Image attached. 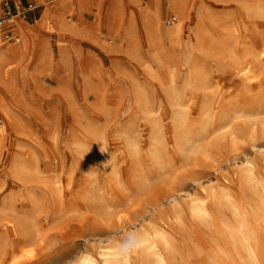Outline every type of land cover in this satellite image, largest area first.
Masks as SVG:
<instances>
[{
	"label": "rangeland",
	"instance_id": "1",
	"mask_svg": "<svg viewBox=\"0 0 264 264\" xmlns=\"http://www.w3.org/2000/svg\"><path fill=\"white\" fill-rule=\"evenodd\" d=\"M9 1L34 15L0 30V51L23 45L2 65L11 92L0 86V102L15 122L0 116V264H104L102 247L143 230L167 264H264V69L251 52L264 0H188L167 55L141 17L163 32L166 0ZM187 58L218 85L196 89ZM40 63L50 81L33 93ZM129 257L156 264L148 245Z\"/></svg>",
	"mask_w": 264,
	"mask_h": 264
},
{
	"label": "bare ground",
	"instance_id": "2",
	"mask_svg": "<svg viewBox=\"0 0 264 264\" xmlns=\"http://www.w3.org/2000/svg\"><path fill=\"white\" fill-rule=\"evenodd\" d=\"M188 4H189L188 0H166L167 8L174 14V16H172V18H170L167 21L166 28L163 32L160 29H158L156 17L154 14L141 15L142 24L144 25L146 36L149 39L150 43L154 44L155 46H160L161 45L160 41L162 40H165L168 43V50L167 51L161 50L160 53L162 55H167L172 53V51L176 48V46H179L181 44V39L184 33L183 27L185 23L181 22L180 16L183 15L185 19L186 17L188 18L191 15V11L188 7ZM200 14L201 13L199 12V10L196 11L197 17H199ZM204 14H208V13L205 12ZM48 15L49 13L47 11L43 12V19L42 18L41 19L43 20V24H46L48 30H50L53 29V24L47 19ZM41 23L42 21L39 22L40 25ZM57 25L61 30L72 29L71 26H67L63 22H60ZM91 27L94 28V26ZM17 29L20 32L21 28L19 26L15 28V30ZM201 31L202 29L201 30L198 29V32L196 30L195 35L197 38L199 36L201 37L200 35ZM112 34L113 33L111 32L110 37L113 36ZM204 34L207 35L205 30H204ZM1 36L2 33L0 31V38ZM82 37L89 38L90 34L89 33L83 34ZM107 42L111 43L112 41H107ZM17 43H19V41ZM22 52H23V45L20 44L10 45L6 49L0 51V86L6 88L7 92H11L7 84V80L8 78H10V76L7 70L2 71L3 69L2 65L6 61L7 57H10L11 61H16L20 57ZM188 52L189 54L191 53V51ZM251 52L256 54V59L259 61L261 67L264 69V39H261ZM188 57L191 56L189 55ZM47 65H48L47 63H40L39 65H37L34 71L29 75V80H27V82L29 88L31 89V91H33V93H35L36 90L42 89V87L45 86L50 81L49 80L50 74ZM186 65L190 68L193 74V78L196 83L194 87L196 89L207 87L208 85L211 84L218 85V81L213 79L211 75H207V72L202 71L201 67L193 59L187 58ZM237 72L241 73L242 77L245 78L246 80L255 79L256 71L253 67H247V65L241 63L240 67L237 68ZM162 73L164 74L166 73L167 75L166 85H169L171 83V79H170V75L168 74V70L162 69ZM48 89L49 87L47 88V90ZM5 93L3 95H5ZM171 104L180 107L176 94H174L171 100ZM0 105H1L0 116L2 117V119H5L7 123L10 122V124H13L15 122V118L12 109L8 106L2 105V102H0ZM2 126L3 127L2 128L0 127V129H4L3 123ZM3 133L4 131L0 130V143H2L4 140L3 136H1ZM252 169L253 167L251 165L247 166L246 172L249 176L252 174ZM145 245H148V248L151 249L152 256L155 257L156 264H167V259L164 256V253L161 251V249L158 247L156 243L150 240V235L146 230H143L141 234L133 233L129 231L127 233V238L125 243L116 242L114 244L106 245L105 247H102L100 249L99 256L102 258L104 264H112V263L119 264L120 262H122L123 264H129L128 263L130 260L129 255L131 251L134 252ZM119 259H121V261ZM77 264H95V260L91 256L83 255L79 258Z\"/></svg>",
	"mask_w": 264,
	"mask_h": 264
},
{
	"label": "built area",
	"instance_id": "3",
	"mask_svg": "<svg viewBox=\"0 0 264 264\" xmlns=\"http://www.w3.org/2000/svg\"><path fill=\"white\" fill-rule=\"evenodd\" d=\"M34 8L30 5L21 6L19 4H15L9 0H0V30L5 27L12 26L14 21L17 19L22 21L25 20L30 12H32ZM5 38H8V34H5ZM17 43L18 39L13 36L11 37ZM2 126V121L0 119V127Z\"/></svg>",
	"mask_w": 264,
	"mask_h": 264
},
{
	"label": "crops",
	"instance_id": "4",
	"mask_svg": "<svg viewBox=\"0 0 264 264\" xmlns=\"http://www.w3.org/2000/svg\"><path fill=\"white\" fill-rule=\"evenodd\" d=\"M33 15H34L33 13H29V14H28L29 17H32Z\"/></svg>",
	"mask_w": 264,
	"mask_h": 264
}]
</instances>
